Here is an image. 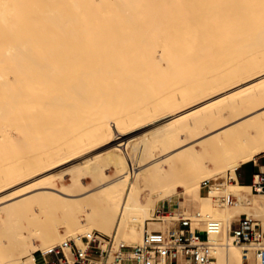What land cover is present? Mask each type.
<instances>
[{"label": "bare ground", "instance_id": "6f19581e", "mask_svg": "<svg viewBox=\"0 0 264 264\" xmlns=\"http://www.w3.org/2000/svg\"><path fill=\"white\" fill-rule=\"evenodd\" d=\"M260 1L0 0V204L8 205H0V264H20L28 246L34 254L27 263L45 264L36 250L46 252L78 228V243L92 226L111 234L137 230L144 215L131 210L153 214L138 203L144 161L149 143L163 137L155 133L165 127L213 124L215 133L223 130L207 151L234 161L238 180L237 170L264 144ZM256 103L255 120H245L242 114ZM195 153L193 148L187 157ZM104 163H113V174L100 178ZM99 185L102 194L95 197ZM195 185L203 189L200 179ZM236 185L239 193H264ZM30 198L45 204L35 232L20 223L33 220L20 207ZM232 202L225 206L241 205ZM95 206L97 219L90 212ZM231 225L227 219L222 230L227 260L232 249L250 257L232 243Z\"/></svg>", "mask_w": 264, "mask_h": 264}, {"label": "rangeland", "instance_id": "374dc122", "mask_svg": "<svg viewBox=\"0 0 264 264\" xmlns=\"http://www.w3.org/2000/svg\"><path fill=\"white\" fill-rule=\"evenodd\" d=\"M261 1L264 3V0ZM262 2L261 4H263ZM158 33L162 36L163 39L166 38V33L161 34L160 30L158 31ZM162 45H166V43H162ZM167 48H169V45L167 46ZM206 70L207 68H205V71ZM257 105L258 103L253 105V111H245L244 114H242V117L245 118V120H255V117L259 112ZM161 123L151 125L142 131L152 130ZM184 126L185 125L182 124L177 127H165L164 129L155 133V136L162 135L163 137L155 139L154 141L149 143L148 156L144 161L146 169L143 172L142 184L138 187V191L140 192L139 197L141 199V202L139 199L138 203H140V206L144 204L149 209H152L153 213L155 209L158 208V206H160L161 204L165 206L166 210H168L170 206L174 214H176V217L179 215H186L194 218L196 214L200 213L201 217L197 219L199 222L198 226L202 236L205 238V240L208 241V254L212 257V259L210 260V264H254V253L250 249L248 250V252L250 253L249 263L244 260V256H241L237 250L233 249L232 251H230L231 256L227 260V241H225V239L223 238L222 230L224 228V222H226L227 219H229L232 224V222L238 219L242 213H247L251 216V209L264 206V193H256L252 189H243L239 193L236 185L237 182H232L231 180H229V178L236 180L235 172L232 168L234 167V161H231L229 158H227L222 162L220 161L222 157L221 155L219 156V152H217L216 149L207 151V144L213 141L215 136H217L218 133L223 132V130H218L219 132L215 133L213 124H205L189 128ZM217 129H220V127H216V130ZM142 131H139V133H142ZM167 134L170 135L168 136ZM141 143L142 141H138L136 145L138 146ZM262 146L264 147V144ZM263 147L261 152L256 155L255 159L260 158L259 160H263ZM193 148H195L198 153H195V157L188 158L187 156L190 152L193 151ZM12 160L13 159H11L10 162H12ZM78 162L79 161H75L73 163L67 164L61 168H58L57 170H55V172L61 171L64 168L77 164ZM0 163L1 165H4V159L3 161H0ZM1 165L0 167H2ZM113 166V163L102 164L99 170L103 168L104 171L98 173V176L102 178L104 176L107 177L110 174L112 175L114 170ZM99 170L97 171L99 172ZM99 177L98 179L100 180ZM198 179H200V181L202 182H204L205 180L212 181L211 185H213V183L215 182L217 185H219L220 188H213L212 186H210L209 190L202 189L199 191L197 189L198 186L195 185L194 187H192L193 184L198 182ZM222 183H224L223 185L225 186H223ZM221 187L222 190H226L222 191ZM226 187L229 190L231 189L234 194H238V196L235 198V201L232 203L236 205L240 202V206H231L228 208L225 205L229 204V202L227 200L224 201L222 197H220L221 201L218 198L216 202L217 195H220L221 193L224 194V196L229 195V193L227 192L228 189ZM98 188H100V185L96 187V190L94 191L95 197L97 194L101 193V189ZM233 196L235 197V195ZM23 197L24 196L16 198L13 201V204L19 203L21 202V200L23 201V199L25 198ZM218 203H220V205ZM7 204L9 203L7 202ZM13 204L10 203L9 206ZM6 206L8 207V205ZM6 206L3 205L2 208H5ZM44 206V202L41 203L33 200L32 198L24 201L20 205L22 210L28 212V215L33 214V220H31L30 222H26V220H24L23 218V220H21L20 222L25 231L33 230L35 232V226H37L38 224L40 225L41 223L39 218H41V216L45 214L44 209H41ZM230 208H234L233 212H231L232 210ZM228 210H230L229 213ZM131 211L133 215H144V217L142 218L139 217V221H137V223H139V226L136 225L137 230L135 231L127 229V231L124 230L122 232L121 230L120 232L122 233L119 234V232H116L117 235H115V231H110L112 232L111 234L102 231L101 229H98L94 226L89 228H95V230H100L111 236L115 235L118 239H121L130 245H135L136 243H140L142 241L143 234L146 229L166 230V228L172 225L170 216H168V220L164 217L163 221H155L152 220L153 214H147L149 216H146V213H143L142 209L138 207L133 208V210ZM263 211L264 208H262L261 211H255L256 214L252 215L253 217L257 218L260 223H262V220H264V215H262L264 214ZM90 212L97 215L96 219L97 217H99L100 211L98 206L90 207ZM208 212H211L212 215H216L218 217L216 219L212 216L207 218L205 214ZM167 214L169 215V212ZM209 219L220 221L222 227L217 234L208 236V234L206 233L205 223ZM80 221H82L83 223L85 222L84 219H80ZM42 223L44 222L42 221ZM79 229L82 228H78L76 230L78 231ZM60 231L64 234L67 232L64 228H60ZM66 234H68L70 238H73L75 236L74 233ZM60 242L62 241H58L56 243L58 244ZM232 243L235 245L237 244L234 239H232ZM243 248L244 247L241 244L236 245V249L241 250ZM32 249V246H28L27 251L29 250L30 253L28 252L26 255L24 254L21 256L20 264L27 263L28 257L34 254V249ZM40 253L41 249L36 250V254ZM27 264L34 263L29 262Z\"/></svg>", "mask_w": 264, "mask_h": 264}, {"label": "built area", "instance_id": "2783aa9c", "mask_svg": "<svg viewBox=\"0 0 264 264\" xmlns=\"http://www.w3.org/2000/svg\"><path fill=\"white\" fill-rule=\"evenodd\" d=\"M229 180L234 182L232 178ZM210 182L205 180L203 189H209ZM251 187L256 191L264 189V171L254 175ZM234 198L228 196L227 201L231 203ZM168 216L171 218V226L166 230L146 229L141 244L136 246L93 229L79 234L80 243L74 238H68L41 253L45 264H210L212 257L208 255V247L199 231L197 218L186 215L176 217L170 206L166 210L161 204L155 209L152 220L163 221ZM220 226L218 221L209 220L206 233H217ZM230 234L237 244H241L247 251H253L254 264H264V223L243 213L237 226L231 228ZM244 260L249 263L247 255Z\"/></svg>", "mask_w": 264, "mask_h": 264}, {"label": "crops", "instance_id": "0c3cea01", "mask_svg": "<svg viewBox=\"0 0 264 264\" xmlns=\"http://www.w3.org/2000/svg\"><path fill=\"white\" fill-rule=\"evenodd\" d=\"M259 159L260 158L254 159L252 162L241 166L237 170L238 180L234 179V182H239L241 185L244 184V186H251L252 182H253L254 175L259 174L262 171H264V158H263V160H259ZM249 180H250V182H249ZM240 216H239V218H240ZM239 218L232 222L231 228L237 226V221L239 220Z\"/></svg>", "mask_w": 264, "mask_h": 264}]
</instances>
